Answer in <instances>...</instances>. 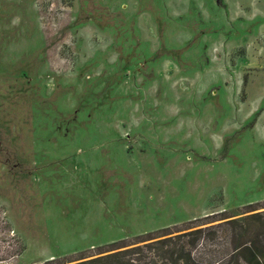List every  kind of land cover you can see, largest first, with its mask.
Instances as JSON below:
<instances>
[{
	"label": "rangeland",
	"instance_id": "rangeland-1",
	"mask_svg": "<svg viewBox=\"0 0 264 264\" xmlns=\"http://www.w3.org/2000/svg\"><path fill=\"white\" fill-rule=\"evenodd\" d=\"M229 1L264 13V0ZM176 4L0 0V264H76L166 228L202 230L199 264H243L236 244L264 246L256 116L220 150L204 135L201 147L193 122L222 117L194 97L217 103L221 85L169 74L264 57V32L253 52L210 54L201 25L177 19Z\"/></svg>",
	"mask_w": 264,
	"mask_h": 264
},
{
	"label": "crops",
	"instance_id": "crops-1",
	"mask_svg": "<svg viewBox=\"0 0 264 264\" xmlns=\"http://www.w3.org/2000/svg\"><path fill=\"white\" fill-rule=\"evenodd\" d=\"M180 1L178 0L179 5H175L173 12L178 15L177 19L180 15L186 17L188 27L201 25L200 30L209 46L210 54L216 51L223 55L225 52H238V50L253 52L256 48L262 47L257 38L264 32V13L257 8L255 12L241 14L235 12L229 0H187L185 8L180 5ZM225 5H228L227 9ZM194 11L201 16L200 22L195 20ZM171 41L174 43V38ZM175 43L179 44L178 39ZM262 50L264 56V47ZM188 68L186 72L177 70L169 74L174 81L185 77L193 80L195 86L204 85L206 90L213 84L220 83V90H217V93H220V99L217 103L204 92L198 97L193 96L200 101L193 104L211 102L205 108V112L213 110L214 115L219 113L222 117L221 121H216L215 118L194 121L190 138L196 136V141L200 142L201 147H205L204 140L200 137L204 135L217 150H220L227 133L249 124L255 116L252 129L261 131L263 133L261 137L264 138V57L251 58L248 62L240 58L236 64L211 60L207 64L191 65ZM228 68H232L233 71H228ZM226 83H232L231 90L226 88L228 87ZM200 112L202 115L203 110L201 109Z\"/></svg>",
	"mask_w": 264,
	"mask_h": 264
},
{
	"label": "trees",
	"instance_id": "trees-1",
	"mask_svg": "<svg viewBox=\"0 0 264 264\" xmlns=\"http://www.w3.org/2000/svg\"><path fill=\"white\" fill-rule=\"evenodd\" d=\"M260 213L251 215V218H259ZM234 224L237 220H231ZM168 228L158 231L157 233H149L140 242L144 244H132L123 247L115 253L107 256L94 258L88 261L76 264H159L158 260H162V264H199L193 255L194 249L198 247L202 230L185 232L182 234L172 235L167 233ZM164 233L163 239H157L153 236ZM169 236V237H167ZM150 241V242H149ZM233 258L243 264H264V246L259 247L256 237L244 242L241 245H235Z\"/></svg>",
	"mask_w": 264,
	"mask_h": 264
}]
</instances>
